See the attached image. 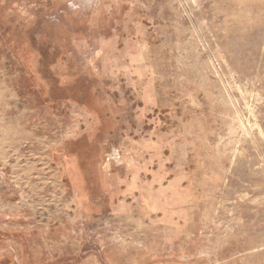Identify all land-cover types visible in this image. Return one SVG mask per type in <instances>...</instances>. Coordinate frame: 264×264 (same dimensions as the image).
I'll use <instances>...</instances> for the list:
<instances>
[{
	"label": "rangeland",
	"instance_id": "374dc122",
	"mask_svg": "<svg viewBox=\"0 0 264 264\" xmlns=\"http://www.w3.org/2000/svg\"><path fill=\"white\" fill-rule=\"evenodd\" d=\"M0 264H264V0H0Z\"/></svg>",
	"mask_w": 264,
	"mask_h": 264
}]
</instances>
